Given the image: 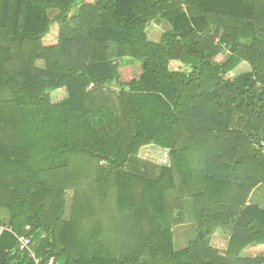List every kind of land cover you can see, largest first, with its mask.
I'll use <instances>...</instances> for the list:
<instances>
[{"label":"trees","instance_id":"16d2710c","mask_svg":"<svg viewBox=\"0 0 264 264\" xmlns=\"http://www.w3.org/2000/svg\"><path fill=\"white\" fill-rule=\"evenodd\" d=\"M94 1L0 0V264H264L242 255L264 244V0ZM146 146L169 162L140 160Z\"/></svg>","mask_w":264,"mask_h":264},{"label":"rangeland","instance_id":"374dc122","mask_svg":"<svg viewBox=\"0 0 264 264\" xmlns=\"http://www.w3.org/2000/svg\"><path fill=\"white\" fill-rule=\"evenodd\" d=\"M86 3H91L94 4V0H84ZM57 14V11L55 10H50V16H54ZM168 24L165 20H160V19H154L150 22V24L148 25L146 32H147V37L148 40L150 41H158L161 34L166 31L168 29ZM58 25L56 23H53L51 25V29L50 31H48V34L46 36H44L42 38V43L43 45H52L55 44L57 42V38H58ZM228 54V53H227ZM226 53L220 52L216 57L215 60L217 61H223L226 56ZM171 69H183V66H181V63L179 61H170L169 64ZM247 64L245 62H242L238 68H237V72L243 68H246ZM140 72V68L138 65L133 64V65H128V66H123L120 68V73H119V77L112 81L110 83V87L118 92V90L121 87V83H126L128 80H130L131 78H133L134 76L138 75V73ZM259 84L262 87V92H264V78H260L258 79ZM125 89H127L128 87L125 86ZM65 95V90L63 88H60L56 91H54L52 93V99L54 101L57 100H61L62 98H64ZM167 151V150H166ZM138 158L140 160H146L148 162H154L155 164H160V163H168L169 159H168V154L167 152L164 151L163 148L160 147H142L139 152H138ZM106 162H101V164H104ZM260 191V197L258 196L259 194H257V196H252V200L253 201H260L264 204V193L261 189L256 188ZM73 196H74V192L73 189H68L65 193L64 196V201H65V206H64V213L62 215V218L64 220H69L70 216H71V207H72V203H73ZM259 197V198H258ZM2 220L7 221L9 220V216L7 214V212H4L3 209L0 210V222L2 223ZM109 222V220L107 221ZM106 222V223H107ZM87 223L91 222H86L85 221V225H89ZM190 227H191V223L186 221L180 224H176L172 227L173 229V238L175 241V247L179 248L182 246L187 245V241L189 238H191L193 236V232H190ZM220 231V229H216L214 234L211 236L210 239V243L214 246V247H218L219 250H223L226 246V232H217ZM220 233V234H219ZM219 234V235H218ZM213 237V238H212ZM216 239H224L222 241V244H217L216 243ZM52 260V258H51ZM59 264V263H57Z\"/></svg>","mask_w":264,"mask_h":264},{"label":"crops","instance_id":"0c3cea01","mask_svg":"<svg viewBox=\"0 0 264 264\" xmlns=\"http://www.w3.org/2000/svg\"><path fill=\"white\" fill-rule=\"evenodd\" d=\"M223 53H226L227 54V52H223ZM259 189H261L262 191H263V193H264V187H258ZM257 194H259L258 196L260 197V191L258 190V189H255L254 190V192L252 193V195L253 196H257ZM261 198V197H260ZM262 203V202H261ZM263 204V203H262ZM193 226H191L190 227V232H193V228H192ZM217 232H224V231H217ZM220 234V233H219ZM218 234V235H219ZM226 234V236L227 237H225V239H226V246H227V244H228V238H229V234L228 233H225ZM213 238V237H212ZM173 240H174V238H173ZM189 240V239H188ZM222 240H224V239H216L215 241H216V243L219 245V244H222V242H224V241H222ZM174 242V248H175V250H179V249H182V248H184L185 246H182V247H179V248H176L175 247V241H173ZM187 243H188V241H187ZM226 246H225V248L223 249V250H225L226 249ZM218 248V247H217ZM223 250H220V251H223ZM264 252V244H256V245H250V246H248L247 248H245L243 251H242V255L243 256H250V257H255V256H257V255H260L261 253H263Z\"/></svg>","mask_w":264,"mask_h":264},{"label":"built area","instance_id":"2783aa9c","mask_svg":"<svg viewBox=\"0 0 264 264\" xmlns=\"http://www.w3.org/2000/svg\"><path fill=\"white\" fill-rule=\"evenodd\" d=\"M27 229H29V226H26ZM6 229L5 226L0 225V234ZM10 229V228H8ZM19 242H20V248H27L30 252L29 255L34 257V252L32 251V249H30V245H31V238L29 237H25V236H18ZM41 260V258H36L34 257V263L35 264H39V261ZM52 260H50V262L48 264H51Z\"/></svg>","mask_w":264,"mask_h":264}]
</instances>
